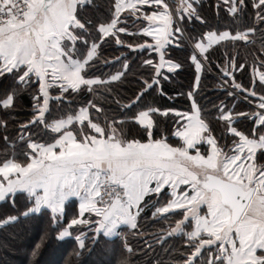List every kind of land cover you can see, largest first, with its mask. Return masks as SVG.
<instances>
[{
	"label": "snow or ice",
	"instance_id": "1",
	"mask_svg": "<svg viewBox=\"0 0 264 264\" xmlns=\"http://www.w3.org/2000/svg\"><path fill=\"white\" fill-rule=\"evenodd\" d=\"M99 7L0 0V229L48 210L77 256L102 235L131 264V235L163 250L144 264H264V0H216L214 21L201 0H108L85 14ZM218 48L224 98L205 108ZM182 72L191 79L175 95L190 106L156 104ZM25 92L31 111L18 120Z\"/></svg>",
	"mask_w": 264,
	"mask_h": 264
},
{
	"label": "trees",
	"instance_id": "2",
	"mask_svg": "<svg viewBox=\"0 0 264 264\" xmlns=\"http://www.w3.org/2000/svg\"><path fill=\"white\" fill-rule=\"evenodd\" d=\"M96 3L100 6L99 9L94 10L89 8L85 13L86 15H100L106 12L108 0H96ZM201 3L202 13L210 20L214 21L216 0H201ZM188 28L190 30L193 28L199 29V25L198 23L196 25L190 24ZM223 51V48H218L212 53V68L210 71H206L202 80L201 97L203 98L200 99V103L204 105L205 108H211V103H209V101L218 103L217 97L220 99L224 98L222 92L217 88L219 83V70L215 67L217 58L222 55ZM175 54L181 60H183L186 55L179 50H177ZM116 55H119V52H117ZM240 55L241 58L245 56L244 49H241ZM137 64H139V60H137ZM137 64L132 66L133 72L137 71ZM236 78L244 83L248 81L247 74L240 76V74L237 73ZM190 79L191 76L189 72H182L171 82H165L164 86L168 94L164 97L157 96L156 104L165 106L174 104L182 109L189 107L190 101L187 100L186 96L181 97L175 94L181 91L186 92ZM129 87H131V85H129ZM169 97L175 98L169 99ZM19 105L20 107L18 111L14 113L13 118L18 120L29 118V113L31 111V97L29 92L23 93L20 97ZM12 127L13 125H10V132ZM4 147L3 141L0 140V152L4 150ZM71 205V207L68 205V208H66V216L68 218L72 216L76 208L73 204ZM146 215L151 217V211H147ZM62 223L67 224V219L62 221ZM164 226V221H159L156 225L148 224L145 227L148 231H153ZM45 231L49 233V238L42 247L41 254L35 261H30L31 248ZM56 231L55 227L51 224L48 210H44L42 214H37L35 218L22 221L20 224L13 227L0 229V264H109V261H111V264H117L122 256L128 255L123 250L118 239H112L115 242L112 243L101 236L99 243H97L95 247L89 243L88 247L80 250V255L77 256L74 254V250H77L74 235L66 237L63 240H58L56 238ZM128 239L135 249L134 253L130 256L131 264H144L149 256L153 254L160 256L163 252L160 248H155L154 253L153 251H147L144 249L143 243L139 242L136 237L131 235H129ZM113 249H115L114 255ZM146 251L147 255H145ZM164 258L167 259V257Z\"/></svg>",
	"mask_w": 264,
	"mask_h": 264
},
{
	"label": "crops",
	"instance_id": "3",
	"mask_svg": "<svg viewBox=\"0 0 264 264\" xmlns=\"http://www.w3.org/2000/svg\"><path fill=\"white\" fill-rule=\"evenodd\" d=\"M73 202H75V210L78 208V201H76L75 200V198H70L69 199V201H66V208H68V205H70L69 207H71L72 205L71 204H73ZM0 203H2V202H0ZM102 236V235H101ZM70 237V236H69ZM66 238V237H65ZM115 238V237H114ZM114 238H112V239H114Z\"/></svg>",
	"mask_w": 264,
	"mask_h": 264
}]
</instances>
